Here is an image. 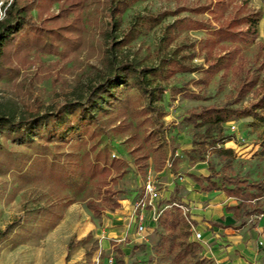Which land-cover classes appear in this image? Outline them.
Instances as JSON below:
<instances>
[{
  "label": "rangeland",
  "instance_id": "374dc122",
  "mask_svg": "<svg viewBox=\"0 0 264 264\" xmlns=\"http://www.w3.org/2000/svg\"><path fill=\"white\" fill-rule=\"evenodd\" d=\"M8 1L0 0V5ZM216 1L130 0L120 16V26L113 34L114 39L126 42L122 51L127 56L148 64H154L167 50L175 49L180 54L193 52L191 64L204 68L200 46L208 37L206 28L228 20L238 9H242L243 13L258 12L260 21L255 41L238 46L241 69L251 71L259 82L264 80V30H261L264 0H248L242 7V0H221V3L215 4ZM30 15L36 26L27 25L21 31L18 43H5L2 52L6 61L0 65V106L10 107L24 116L46 111L64 99L82 93L86 84L102 71L108 55L105 37L108 23L99 0H81L75 7L65 0L53 4L38 0ZM177 19L182 21L176 23L173 40L164 47L165 43L161 41L163 29ZM193 21L199 22L202 27L190 29L194 26ZM219 46H222L221 50H230L234 45L223 43ZM238 75V72L231 71L222 75L219 73L203 85L198 81L202 74L197 70L175 74L165 81L162 101L157 104L163 112L162 122L167 126L165 139L177 146L189 140L186 132L177 133L175 123L178 119L189 109L230 101L239 85ZM177 88L185 93L197 94L199 99L185 98L182 94L172 98L171 91ZM256 93L257 90L248 93L239 105H246L255 98ZM224 128V133L232 136L225 143V147L232 150L229 160L211 153L202 158L196 153L188 157V149L174 155L177 164L190 167L201 164L207 170L208 162L217 175L233 176L249 183L259 182L264 186V147L261 146L264 123L245 118L228 122ZM150 129V124L146 123L137 130V134L145 137ZM155 145L152 141L142 143V151L152 156ZM5 146L8 149L11 144L6 142ZM134 147L124 137L103 135L87 137L86 141L74 147L79 154L94 148L91 156L96 151L105 150L110 158L122 160L125 173L117 177L116 173L110 171L90 183L91 201L97 213L87 209L84 202L69 205L51 230L41 228L35 236L25 235L23 238L28 242L13 249L9 248L8 243L1 246L0 264H63L65 247L70 239L67 264H115L118 259L124 264H170L174 250H168L169 236L160 227L161 212L168 209L164 208V201L156 206L159 216L154 221L155 229L151 233L146 231L142 239L135 233L130 238L117 239L122 232L120 224L114 233L117 238L110 233L114 225L107 216L114 209L113 202L118 206L129 204L134 208L142 198V187L147 176L160 191L161 185L151 171L144 177L138 174L133 164L135 153L131 152ZM11 149L16 156L21 152L28 154L22 147L13 146ZM0 162L8 164L2 158ZM11 168L9 166L7 171L0 174V230L23 213V208L29 209L30 198L34 196L31 193L34 186L26 185ZM79 173H82V169L75 171L74 178ZM173 177L177 180L175 175ZM259 203L264 208V196ZM148 209L146 206L143 211ZM103 240L107 253L100 246ZM94 241L96 249L93 248ZM108 259H111L110 263Z\"/></svg>",
  "mask_w": 264,
  "mask_h": 264
},
{
  "label": "trees",
  "instance_id": "16d2710c",
  "mask_svg": "<svg viewBox=\"0 0 264 264\" xmlns=\"http://www.w3.org/2000/svg\"><path fill=\"white\" fill-rule=\"evenodd\" d=\"M42 1L53 4L62 0ZM99 1L108 23L105 33L108 55L102 71L86 84L82 93L64 99L46 111L25 116L17 114L10 107L0 106V159L8 161V164L0 162V174L11 166L26 185L34 186L31 192L34 196L30 198L31 207L23 208V213L0 230V247L8 243L9 248L13 249L28 242L23 238L25 235L35 236L41 228L51 230L61 220L63 211L73 203L84 202L87 209L93 213L98 212L91 201L90 183L110 171L116 173L117 177L125 172L122 160L110 158L105 150L96 151L93 156L94 148L91 151L83 150L81 154L75 151L74 147L86 141L87 137H124L135 146L131 152L135 153L133 164L139 175L144 177L148 171L156 173L165 167L175 175L177 160L174 155L178 146L165 139L167 126L163 124V112L157 106L162 101L164 82L175 74L200 70L202 76L198 81L206 85L219 73H239V85L230 101L189 109L175 123L177 133L186 132L189 135L188 157L196 153L202 158L211 153L215 157L229 160L232 150L224 144L232 136L224 133L225 124L245 118L264 123V80L259 82L251 71L241 69L238 46L255 41L260 21L258 12L243 13L242 9H238L228 20L207 27L208 37L200 46L205 66L198 68L191 64L193 52L180 54L175 49L167 50L154 64L127 56L122 51L126 42L116 41L113 34L119 28L120 16L129 6L130 0ZM247 1L242 0L241 7ZM37 2L10 0L0 5V65L6 61L2 52L5 43H18L19 35L27 25L36 26L30 12ZM65 2L75 7L81 0ZM221 2L218 0L215 4ZM182 19L164 27L161 38L164 47L172 42L176 23ZM193 23L190 29L202 27L197 21ZM223 43L234 46L230 50H221L223 48L219 45ZM262 51L264 53V44ZM256 90L253 100L244 106L239 105L248 93ZM177 94L199 99L197 94L185 93L180 88L172 89V98ZM146 123L151 126L149 133L145 137L138 136L137 130ZM150 141L156 143L152 148V156L142 151L141 147L142 143ZM6 142L11 144L8 149L5 148ZM13 146L24 148L28 154L21 152L16 156L11 149ZM261 146L264 147V137ZM206 167L208 174L204 177L191 176L193 181L202 191H221L227 197L234 198L237 205L227 208L234 217L242 219L264 214V208L259 203L264 196L262 183H249L245 179L217 175L208 162ZM79 169H82V173L74 178L75 171ZM176 193L177 188L174 186L168 200L170 207L161 212L160 218V227L169 236L168 250H174L170 264H209L200 256V245L188 240L189 222L179 208L183 204L175 196ZM112 206L114 209L118 207L115 202ZM93 244L96 249V241ZM70 248L71 239L65 247L63 264H67ZM115 264L124 263L118 259Z\"/></svg>",
  "mask_w": 264,
  "mask_h": 264
},
{
  "label": "crops",
  "instance_id": "0c3cea01",
  "mask_svg": "<svg viewBox=\"0 0 264 264\" xmlns=\"http://www.w3.org/2000/svg\"><path fill=\"white\" fill-rule=\"evenodd\" d=\"M261 14V30H264V5ZM258 8V7H257ZM225 146V144H224ZM190 149V142L186 140L175 154ZM157 178L160 186V200L157 202L168 203L173 187L176 186L175 196L182 202V213L186 214L189 222L190 237L188 240L194 241L192 231L201 234L200 256L209 264H264V214L250 216L246 218H236L227 208L237 205L234 198L227 197L221 191H202L191 176L199 177L208 174L206 168L201 164L193 166H183L177 164V182L168 168H163L159 172H152ZM181 187V189L179 188ZM146 222L144 225L147 233L155 229V222L150 218V210L142 211ZM133 207L129 204L119 205L108 212L107 219L111 220L112 237L117 238L114 233L122 225V232L118 236L119 240L133 236L134 227L132 224ZM107 221L105 226H107ZM47 240V239H46ZM105 241H101V248L106 250ZM107 253V252H106ZM109 253L108 255H112Z\"/></svg>",
  "mask_w": 264,
  "mask_h": 264
},
{
  "label": "built area",
  "instance_id": "2783aa9c",
  "mask_svg": "<svg viewBox=\"0 0 264 264\" xmlns=\"http://www.w3.org/2000/svg\"><path fill=\"white\" fill-rule=\"evenodd\" d=\"M233 130V128H232ZM113 157V155H112ZM178 180H180V177H178ZM160 200L159 193L157 189L155 188L154 181L151 180L148 176L146 177V180L143 183L142 187V198L137 202V204L133 208V218H132V224L134 227V233L136 236L140 237L141 239L144 237V234L146 232V228L144 225V216H143V210L147 206L149 207L148 210H150V218L152 221H156L159 216V211L157 209V202ZM170 205L167 203L164 208H169ZM180 210L183 211L182 206H179ZM192 238L195 242L201 240V234L196 231H192ZM108 263L111 262V259L107 260Z\"/></svg>",
  "mask_w": 264,
  "mask_h": 264
}]
</instances>
